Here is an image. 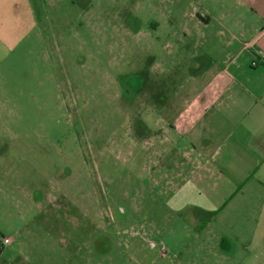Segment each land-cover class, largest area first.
Returning <instances> with one entry per match:
<instances>
[{
	"label": "rangeland",
	"instance_id": "rangeland-1",
	"mask_svg": "<svg viewBox=\"0 0 264 264\" xmlns=\"http://www.w3.org/2000/svg\"><path fill=\"white\" fill-rule=\"evenodd\" d=\"M189 2L0 0V211L56 212L51 228L78 229L94 264H219L216 168L201 199L173 201L150 170L171 121L153 114L182 108L176 84L205 59L179 36Z\"/></svg>",
	"mask_w": 264,
	"mask_h": 264
},
{
	"label": "crops",
	"instance_id": "crops-1",
	"mask_svg": "<svg viewBox=\"0 0 264 264\" xmlns=\"http://www.w3.org/2000/svg\"><path fill=\"white\" fill-rule=\"evenodd\" d=\"M186 21L179 36L201 47L205 59L176 84L182 108L171 117L153 114L171 120L166 134L154 136V192L165 201L199 200L214 166L225 201L216 219L229 233L220 237L219 264L263 262L264 227L254 217L264 211V0H191ZM0 216L10 233L8 245L0 241V251L8 248L0 264H94L78 229L65 224L57 235L51 228L56 212L16 206ZM259 230L262 239L253 244Z\"/></svg>",
	"mask_w": 264,
	"mask_h": 264
},
{
	"label": "built area",
	"instance_id": "built-area-1",
	"mask_svg": "<svg viewBox=\"0 0 264 264\" xmlns=\"http://www.w3.org/2000/svg\"><path fill=\"white\" fill-rule=\"evenodd\" d=\"M10 243V240L6 237L2 238L1 239V244L2 245H8Z\"/></svg>",
	"mask_w": 264,
	"mask_h": 264
},
{
	"label": "trees",
	"instance_id": "trees-1",
	"mask_svg": "<svg viewBox=\"0 0 264 264\" xmlns=\"http://www.w3.org/2000/svg\"><path fill=\"white\" fill-rule=\"evenodd\" d=\"M145 121V120H144ZM145 126V124L143 123V122H141L140 123V127H141V130L140 131H142L143 133H147V128L146 127H144Z\"/></svg>",
	"mask_w": 264,
	"mask_h": 264
}]
</instances>
